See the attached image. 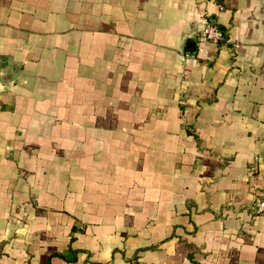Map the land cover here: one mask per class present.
I'll return each instance as SVG.
<instances>
[{
    "label": "crops",
    "instance_id": "1",
    "mask_svg": "<svg viewBox=\"0 0 264 264\" xmlns=\"http://www.w3.org/2000/svg\"><path fill=\"white\" fill-rule=\"evenodd\" d=\"M0 68V264H264V0H0Z\"/></svg>",
    "mask_w": 264,
    "mask_h": 264
},
{
    "label": "built area",
    "instance_id": "2",
    "mask_svg": "<svg viewBox=\"0 0 264 264\" xmlns=\"http://www.w3.org/2000/svg\"><path fill=\"white\" fill-rule=\"evenodd\" d=\"M196 25L199 41L202 40L217 43L223 40L224 31L206 16H200ZM251 209L257 214L264 213V199L258 197L255 198L251 204Z\"/></svg>",
    "mask_w": 264,
    "mask_h": 264
}]
</instances>
